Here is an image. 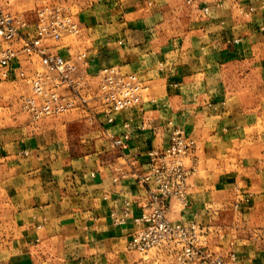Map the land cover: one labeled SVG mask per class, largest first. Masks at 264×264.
<instances>
[{"label": "crops", "instance_id": "crops-1", "mask_svg": "<svg viewBox=\"0 0 264 264\" xmlns=\"http://www.w3.org/2000/svg\"><path fill=\"white\" fill-rule=\"evenodd\" d=\"M73 15L81 33L58 50L88 52L92 90L105 67L136 73L143 102L113 122L78 111L32 120L27 83L0 70V264H169L164 249L127 245L146 154L176 127L197 139L199 171L169 218L205 226L217 254L264 264V0H83Z\"/></svg>", "mask_w": 264, "mask_h": 264}, {"label": "built area", "instance_id": "built-area-1", "mask_svg": "<svg viewBox=\"0 0 264 264\" xmlns=\"http://www.w3.org/2000/svg\"><path fill=\"white\" fill-rule=\"evenodd\" d=\"M27 24L0 0V70L6 78L27 83L21 108L32 120L78 111L90 122L100 117L113 122L116 113L143 102L146 86L136 73L105 67L99 71L98 88L92 90L88 52L65 55L58 50L65 36L79 35L82 30L70 7L45 4L37 11L33 32L25 31ZM125 126L121 136L111 135L116 147H124L130 139L129 124ZM197 147L196 138L176 127L166 148L147 152L148 169L139 176L146 201L142 214L134 218L136 229L127 247L144 255L164 249L169 264H239L236 252L224 256L208 247L205 226L196 221L175 222L168 216L172 200L188 205L192 178L199 171ZM125 213L129 214V202ZM114 216L116 223H125L126 217ZM137 264L149 263L142 259Z\"/></svg>", "mask_w": 264, "mask_h": 264}, {"label": "rangeland", "instance_id": "rangeland-1", "mask_svg": "<svg viewBox=\"0 0 264 264\" xmlns=\"http://www.w3.org/2000/svg\"><path fill=\"white\" fill-rule=\"evenodd\" d=\"M3 1H4V6L7 10H9L14 15L22 16L25 19V21L28 23L27 27H31L30 32H33L35 28L34 23L37 19V11L45 4L52 3V4H60L66 7H70V9H72V13L77 16V14L79 13L80 5L83 2V0H3ZM67 36H76V35H67ZM61 43L62 41L59 42L58 45H61ZM14 98L16 99L15 101H17V103H19L20 105L19 97L15 95Z\"/></svg>", "mask_w": 264, "mask_h": 264}]
</instances>
